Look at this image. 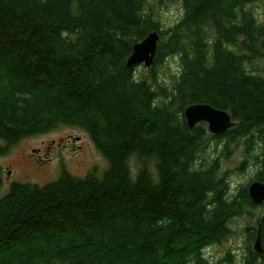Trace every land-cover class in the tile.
<instances>
[{
	"label": "trees",
	"instance_id": "16d2710c",
	"mask_svg": "<svg viewBox=\"0 0 264 264\" xmlns=\"http://www.w3.org/2000/svg\"><path fill=\"white\" fill-rule=\"evenodd\" d=\"M174 1L0 0V156L69 125L108 162L101 175L63 169L44 186L14 181L0 196V264H209L205 250L240 217L244 264L264 256L254 249L261 235L264 250L262 203L248 184L231 194L223 164L243 149L241 165L256 160L264 181V22L251 7L259 0H181L149 80L137 78L127 64L133 45L162 28L157 5ZM171 55L180 68L167 82L158 67ZM192 103L228 110L234 126L221 135L207 122L190 128ZM212 141L223 158L204 156Z\"/></svg>",
	"mask_w": 264,
	"mask_h": 264
},
{
	"label": "rangeland",
	"instance_id": "374dc122",
	"mask_svg": "<svg viewBox=\"0 0 264 264\" xmlns=\"http://www.w3.org/2000/svg\"><path fill=\"white\" fill-rule=\"evenodd\" d=\"M260 22H264V0H259L252 6ZM156 18L161 22L162 30L177 23L183 15L181 0L160 3L155 11ZM180 63L175 55L165 57L158 67L161 79L171 82L178 72ZM151 70V69H150ZM150 70L145 66H136L135 77L149 80ZM151 81V79H150ZM207 129L210 135H213ZM211 143V142H210ZM234 148V147H232ZM37 151H34V150ZM223 149V148H222ZM221 145L216 141L208 144L205 157L217 156L223 158L224 153ZM221 150V151H220ZM220 151V153L218 152ZM243 149L234 152L227 162H223L227 179L231 181L230 188L235 194L240 185L250 184L256 179L259 165L254 159H247L241 165L244 157ZM226 155V154H225ZM133 172L135 173L134 159H131ZM202 162V158L201 161ZM204 162V160H203ZM2 168V186L0 196H4L14 181L31 182L44 186L59 178L63 169H67L76 176L84 177L87 174H102L108 167L107 160L101 155L90 134L81 127L62 125L50 131L29 135L17 141L11 146L10 152L0 156ZM254 173V174H253ZM264 206L258 210L264 216ZM248 225L246 217L237 218L233 221V232L222 244H216L205 250L209 264H244V253L247 251L245 228ZM253 225V223H251Z\"/></svg>",
	"mask_w": 264,
	"mask_h": 264
},
{
	"label": "water",
	"instance_id": "95a60500",
	"mask_svg": "<svg viewBox=\"0 0 264 264\" xmlns=\"http://www.w3.org/2000/svg\"><path fill=\"white\" fill-rule=\"evenodd\" d=\"M159 40L158 32L152 31L144 39L136 42L133 52L127 60L128 66L135 68L143 65L148 69L151 68L157 56ZM185 117L190 127H194L199 122H207L209 129L215 134L226 132L234 124L228 110L219 109L206 103L190 105L185 111ZM248 190L254 203L264 202V182H252L248 185ZM254 249L257 252L263 251L261 235L256 238Z\"/></svg>",
	"mask_w": 264,
	"mask_h": 264
},
{
	"label": "bare ground",
	"instance_id": "6f19581e",
	"mask_svg": "<svg viewBox=\"0 0 264 264\" xmlns=\"http://www.w3.org/2000/svg\"><path fill=\"white\" fill-rule=\"evenodd\" d=\"M152 31H157L158 34H159V36L161 37V35H160V33H159L158 30H152ZM152 31H151V32H152ZM146 36H147V35H146ZM144 38H145V37H144ZM144 38H143V39H144ZM140 41H141V40H140ZM137 42H138V41H137ZM133 46H134V45H133ZM132 52H133V50H132ZM157 53H158V52H157ZM129 57H130V56H129ZM194 104H202V103H192V104H190V105H194ZM206 104H209V103H206ZM190 105H188V106L185 108V111H186V109H187ZM210 105H211V104H210ZM212 106H213V105H212ZM185 111H184V115H185ZM230 115H231V114H230ZM231 119H232V116H231ZM232 121H233V120H232ZM199 123H200V122H199ZM199 123H198V124H199ZM233 123H234V122H233ZM207 124H208V123H207ZM234 124H235V123H234ZM234 124H233V126H234ZM196 125H197V124H196ZM196 125H195V126H196ZM195 126H194V127H195ZM233 126H232V127H233ZM189 127H190V126H189ZM190 128H193V127H190ZM230 128H231V127H230ZM230 128H229V129H230ZM229 129H228V130H229ZM228 130H227V131H228ZM209 131H210L211 133H213L214 135H221V134H223V133H221V134H215V133L212 132L210 129H209ZM227 131H226V132H227ZM224 133H225V132H224ZM256 181H261V180H256ZM252 182H254V181H252ZM252 182H251V183H252ZM262 182H264V181H262Z\"/></svg>",
	"mask_w": 264,
	"mask_h": 264
},
{
	"label": "flooded vegetation",
	"instance_id": "af4514ba",
	"mask_svg": "<svg viewBox=\"0 0 264 264\" xmlns=\"http://www.w3.org/2000/svg\"><path fill=\"white\" fill-rule=\"evenodd\" d=\"M256 180H257V179H253V181H256ZM261 205L264 206V202H262ZM261 240H262V237H261ZM261 253H264V250H263V252H261ZM263 257H264V256H260V258H258V262L254 263V264H262V263H263Z\"/></svg>",
	"mask_w": 264,
	"mask_h": 264
}]
</instances>
